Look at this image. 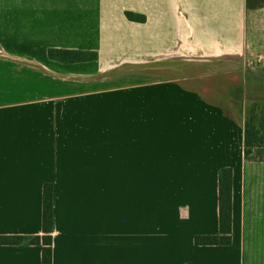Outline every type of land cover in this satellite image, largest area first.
Returning a JSON list of instances; mask_svg holds the SVG:
<instances>
[{
    "label": "crops",
    "instance_id": "obj_1",
    "mask_svg": "<svg viewBox=\"0 0 264 264\" xmlns=\"http://www.w3.org/2000/svg\"><path fill=\"white\" fill-rule=\"evenodd\" d=\"M49 48L99 58L63 63ZM201 65L244 68V93L249 69L257 82L260 0H0V235L43 234L50 182L53 264H264L249 105L207 97ZM224 167L232 243L196 245L220 233ZM0 264H42V246L0 245Z\"/></svg>",
    "mask_w": 264,
    "mask_h": 264
},
{
    "label": "trees",
    "instance_id": "obj_2",
    "mask_svg": "<svg viewBox=\"0 0 264 264\" xmlns=\"http://www.w3.org/2000/svg\"><path fill=\"white\" fill-rule=\"evenodd\" d=\"M264 4V0H260ZM251 0H248V5ZM129 20L144 22L142 14L127 11ZM48 56L63 63H76L98 60L97 51L49 48ZM241 89V88H240ZM245 157L251 159L255 149H264V104L255 103L245 118ZM232 195L233 169L221 168L219 171V224L217 235H197L196 245H229L232 243ZM53 224H54V186L50 182L43 186L42 235H0V245L35 244L42 246V264H53ZM186 264H192L190 262Z\"/></svg>",
    "mask_w": 264,
    "mask_h": 264
},
{
    "label": "rangeland",
    "instance_id": "obj_3",
    "mask_svg": "<svg viewBox=\"0 0 264 264\" xmlns=\"http://www.w3.org/2000/svg\"><path fill=\"white\" fill-rule=\"evenodd\" d=\"M205 65H201L199 72L206 73V94L212 100H217L220 103L226 105V107L232 112L244 113V98L246 99L249 107L246 109V113L255 104H264V70L256 68L254 74L259 79L257 82L251 81V71L249 69L247 75L248 85L245 87L244 93V68L240 71H233L232 75L227 74H214L208 70ZM255 80V79H254ZM241 88V89H240ZM245 96V97H244ZM251 164V170L256 178L257 182L253 188V208L255 209V222L262 223L264 226V149H255L254 153L249 159ZM263 231L257 232L258 238L263 241Z\"/></svg>",
    "mask_w": 264,
    "mask_h": 264
}]
</instances>
